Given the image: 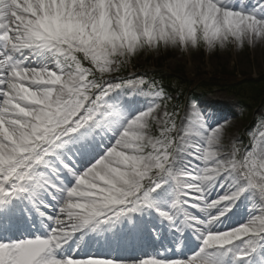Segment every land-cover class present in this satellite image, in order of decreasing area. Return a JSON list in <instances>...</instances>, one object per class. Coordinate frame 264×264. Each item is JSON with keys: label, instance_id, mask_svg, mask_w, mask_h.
<instances>
[{"label": "snow or ice", "instance_id": "snow-or-ice-1", "mask_svg": "<svg viewBox=\"0 0 264 264\" xmlns=\"http://www.w3.org/2000/svg\"><path fill=\"white\" fill-rule=\"evenodd\" d=\"M233 42H264V0H0V264H264V116L226 142L227 118L117 75L141 50ZM153 213L175 250L84 251ZM185 233L199 247L169 255Z\"/></svg>", "mask_w": 264, "mask_h": 264}, {"label": "rangeland", "instance_id": "rangeland-1", "mask_svg": "<svg viewBox=\"0 0 264 264\" xmlns=\"http://www.w3.org/2000/svg\"><path fill=\"white\" fill-rule=\"evenodd\" d=\"M247 2L251 4L252 0H247ZM204 47L205 51H202L200 46L195 49L161 46L158 49L141 50L117 75H124L126 70L133 73L137 69H148L151 65L162 64L168 70L179 69L189 75H248L254 78L264 76V42H257L255 45L245 43L242 47L233 42L226 44L224 48L217 46L211 50L206 45ZM135 74L137 75V73ZM226 93L228 92L215 90L197 105L202 106L201 108L209 114H214L217 119H228L225 136L227 142L233 136H242L249 128L250 120L253 117L260 119L264 116V106L259 108L253 106V110L250 112L243 111L237 97L232 93ZM215 97H218L220 101L217 102ZM167 193L168 189H165L157 197L162 204L167 203L170 199ZM143 220L147 224L156 220L160 222L159 217L155 214L148 215Z\"/></svg>", "mask_w": 264, "mask_h": 264}, {"label": "trees", "instance_id": "trees-1", "mask_svg": "<svg viewBox=\"0 0 264 264\" xmlns=\"http://www.w3.org/2000/svg\"><path fill=\"white\" fill-rule=\"evenodd\" d=\"M201 49L203 48V44ZM165 74L164 72H162ZM174 76L170 79V82L174 85L175 93L180 95V98L187 97L195 94L197 91L204 92L206 90H211L214 88L221 87V84L225 83L224 79L214 76L210 78L195 77L194 79H189L184 71H174ZM161 75L160 78H163ZM168 78V77H167ZM162 80V79H161ZM241 83L240 91L247 94L251 99L261 98L264 101V76L257 80L246 79L245 81L238 82Z\"/></svg>", "mask_w": 264, "mask_h": 264}, {"label": "bare ground", "instance_id": "bare-ground-1", "mask_svg": "<svg viewBox=\"0 0 264 264\" xmlns=\"http://www.w3.org/2000/svg\"><path fill=\"white\" fill-rule=\"evenodd\" d=\"M216 98V101L217 102H219L220 101V99L218 98V97H215ZM221 105L223 104V103H220ZM200 108H201V106H200ZM202 109V108H201ZM253 124H255V118H253L252 120H251V125H253ZM231 213H229L228 214V216H226L225 218H224V220H225V222L228 220V219H230L231 218ZM126 225H128V224H126ZM233 227V226H232ZM94 239L96 238V236H92ZM92 237H91V239H92ZM101 238V237H100ZM126 239H128L129 237L127 236V237H125ZM91 239H90V241H91Z\"/></svg>", "mask_w": 264, "mask_h": 264}]
</instances>
